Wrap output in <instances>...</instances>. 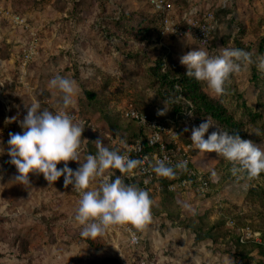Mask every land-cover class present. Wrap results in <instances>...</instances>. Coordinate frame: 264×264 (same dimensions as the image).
Wrapping results in <instances>:
<instances>
[{"label":"rangeland","instance_id":"rangeland-1","mask_svg":"<svg viewBox=\"0 0 264 264\" xmlns=\"http://www.w3.org/2000/svg\"><path fill=\"white\" fill-rule=\"evenodd\" d=\"M166 8L174 17L191 9L198 16L212 13L209 45L162 33L163 12L147 0H0V264H264V173L234 174L232 162L214 150L201 152L191 140L193 126L209 119L214 125L205 138L222 129L264 147V69L258 67L264 59V0H166ZM197 48L210 55L243 49L252 62H242L217 94L187 76L180 62ZM56 75L81 90L67 109L63 93L49 83ZM33 102L96 127L93 132L83 124L80 161L57 164L74 170L96 154L97 139L117 149L112 137L133 132L126 108L172 119L195 167L208 177V191L167 193L156 185L168 177H130L126 183L153 199L151 222L83 237L74 219L81 194L62 177L53 184L42 173H29L30 184L16 180L7 141L10 133H23L21 121ZM106 174L122 175L116 169ZM89 187L98 188L99 178ZM240 226L256 236L240 242ZM128 228L140 235L138 244L128 241Z\"/></svg>","mask_w":264,"mask_h":264},{"label":"clouds","instance_id":"clouds-1","mask_svg":"<svg viewBox=\"0 0 264 264\" xmlns=\"http://www.w3.org/2000/svg\"><path fill=\"white\" fill-rule=\"evenodd\" d=\"M157 8L160 0H153ZM251 63V54L243 49L225 48L218 55H210L206 50L197 48L180 57L185 66L186 75L207 83L217 94L225 92V83L230 75L241 69L242 62ZM258 67L264 69V59ZM50 86L63 93L65 109L76 103L75 97L81 91L76 82L66 76L56 75L50 80ZM163 111V110H162ZM211 120L206 119L199 126H193L191 140L201 152L215 151L232 162L233 173L244 172L254 178L264 173V147L251 139L241 138L239 134H230L226 130L209 132ZM23 133H10L7 141L10 148V162L16 166L19 175L16 180L30 184L29 173H42L52 183L62 175L64 184L72 185L81 193L78 208L74 216L82 227L83 237L95 238L102 235L110 226L131 224L143 229L152 220L153 199L149 192L132 183H126L123 175L106 174V170L116 169L121 174L135 175L142 161L121 153L118 149L104 146L102 140L95 141L96 154H88L76 170L67 163L58 168L60 161H80L83 122L75 121L67 111L42 108L33 102L24 120L21 121ZM187 130V129H186ZM150 142H154L150 138ZM121 144H125L123 139ZM3 149H0L2 152ZM167 157L157 159L152 170L162 177L173 178L175 169H185L187 161L176 165L166 162ZM212 171V176L216 177ZM99 178V187L90 188V183ZM136 237L133 234L132 241Z\"/></svg>","mask_w":264,"mask_h":264},{"label":"built area","instance_id":"built-area-1","mask_svg":"<svg viewBox=\"0 0 264 264\" xmlns=\"http://www.w3.org/2000/svg\"><path fill=\"white\" fill-rule=\"evenodd\" d=\"M147 1L155 11L163 12L159 17L162 33L189 35L199 45H209L212 33V13H205L198 16L196 10L191 9L188 13L174 17L171 13L165 12V9H167L166 0H160L161 7L159 8H157L153 0ZM15 21L22 22L18 17H15ZM124 115L138 126L143 127L145 131V140L137 138L134 141H126L125 144L120 143L122 140L120 137H112L113 142L121 153L142 161L141 165L135 170V175L128 176L124 174V177H140L147 181L156 180L157 174L152 170V165L155 164L157 159L167 157L168 160L166 162H170L172 165H176L180 161H187L185 169H175L177 173L175 178L166 183L168 190L191 191L194 189L202 195L208 191L210 186L209 179L201 170L190 165V146L178 139L176 131H174L175 125L172 119L157 118L134 107L126 108ZM73 117L75 118L74 115ZM78 121L83 122L89 129L96 132V127L91 122H86L85 120ZM150 138L154 142H150ZM83 149L84 146L82 145L81 150ZM57 167L62 168L59 165ZM61 177L64 179L63 175ZM69 186L73 189L71 184ZM156 189H160L159 184L156 185ZM73 190L77 192L75 189ZM226 226L233 227L234 222L228 221L226 222ZM237 229L240 242H245L256 236V232H252L249 226H240ZM133 234L136 237L135 242L132 241ZM127 239L130 244L136 245L140 241V235L128 228ZM143 263L153 264L152 261H143Z\"/></svg>","mask_w":264,"mask_h":264},{"label":"trees","instance_id":"trees-1","mask_svg":"<svg viewBox=\"0 0 264 264\" xmlns=\"http://www.w3.org/2000/svg\"><path fill=\"white\" fill-rule=\"evenodd\" d=\"M90 96V95H89ZM150 115V114H149ZM152 116V115H151ZM128 119V118H127ZM130 120V119H128ZM133 124H134V130L133 132L129 133V134H121L119 135V137L125 141H134L136 140L137 138H142L144 139L145 137V131L143 129V127H140L138 126L135 122H133L132 120H130ZM145 140V139H144ZM143 140V141H144ZM118 149V148H117ZM190 165H193L195 167V164L193 163V160L190 159ZM196 168V167H195ZM175 177L173 178H169L166 182L162 183V187L160 186V189H162V191L164 192H167V193H176L178 192V190H168L166 188V183L168 181H171L172 179H174ZM205 195V194H204Z\"/></svg>","mask_w":264,"mask_h":264},{"label":"crops","instance_id":"crops-1","mask_svg":"<svg viewBox=\"0 0 264 264\" xmlns=\"http://www.w3.org/2000/svg\"><path fill=\"white\" fill-rule=\"evenodd\" d=\"M124 176V174H122ZM125 181H130L129 178L124 177Z\"/></svg>","mask_w":264,"mask_h":264}]
</instances>
